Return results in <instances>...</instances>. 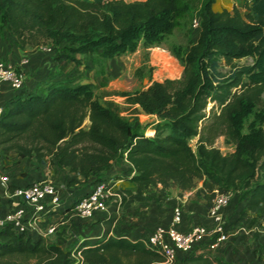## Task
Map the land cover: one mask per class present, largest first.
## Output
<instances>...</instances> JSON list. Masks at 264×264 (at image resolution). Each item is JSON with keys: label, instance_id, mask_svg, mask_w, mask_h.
Wrapping results in <instances>:
<instances>
[{"label": "trees", "instance_id": "1", "mask_svg": "<svg viewBox=\"0 0 264 264\" xmlns=\"http://www.w3.org/2000/svg\"><path fill=\"white\" fill-rule=\"evenodd\" d=\"M191 0H0V20L20 45L46 42L77 62L75 53L100 50L111 57L133 50L142 34L146 42L181 24ZM200 29L196 41L176 55L183 64L179 78L154 80L146 88L118 92L131 104L156 116L153 132L140 131L137 117L121 113L112 98L98 99L90 80H45L36 92L15 94L0 116V149L38 162L53 159L81 175L97 176L113 160L126 158L136 189L118 188L123 207L147 199L146 190L166 193L195 187L205 178L223 190L247 188L245 207L230 222L251 226L264 212V127L241 131V119L261 101L264 76L253 71L264 60V0H252L246 12L232 6L216 10L214 0H196ZM256 55L252 65L236 64ZM220 59L230 67L218 69ZM249 73L251 80L244 78ZM208 102H212L206 111ZM225 135L234 145L224 153L214 142ZM196 136L194 146L189 140ZM211 189V188H209ZM198 187L197 193L205 192ZM205 194V193H204ZM214 192L206 193L208 206ZM152 264L163 256L141 239L104 235L81 240L74 248L0 229V264ZM183 264H231L195 251Z\"/></svg>", "mask_w": 264, "mask_h": 264}, {"label": "crops", "instance_id": "2", "mask_svg": "<svg viewBox=\"0 0 264 264\" xmlns=\"http://www.w3.org/2000/svg\"><path fill=\"white\" fill-rule=\"evenodd\" d=\"M57 51L49 42L37 46H22L12 34L9 33L6 37L5 33L0 32V59L13 61L24 73L26 86L21 94L38 91L45 80L61 82L89 80H82L79 77V74L89 76V72L82 63L70 58H59ZM75 57H78L77 53ZM23 59H26L25 63H21ZM15 94L18 93L9 83H0V105L4 106ZM3 164L9 172L11 187L25 185L35 180L49 179L55 182L59 196L66 205L90 191L98 179L106 180L111 191L107 198L106 210L95 212L88 218L77 219L65 215L62 209H57L43 220L42 225L59 222L58 230L48 235L46 241L59 243L65 248H74L81 240L93 241L108 234L124 236L131 240L142 239L151 228L169 224L175 206L181 208L178 225L182 229L197 223L212 224V219L207 212L208 204L205 196L210 192L205 190V192L197 193V188L208 187L213 190L217 185L205 178L200 179L195 187L182 191L177 187H171L168 192L161 193L154 188H149L145 192L146 200L123 207L120 204L118 188L136 189V184L129 179L134 173V168L124 157L113 160L110 166L97 176L88 177L58 165L53 159L38 162L34 157H20L14 152L4 156ZM238 199L237 194L232 192L231 200L223 208L230 222L245 207V198ZM14 200L19 198L0 196V212L12 207ZM256 213L251 212L254 215ZM67 225H70L72 229L69 230ZM61 228H65L68 233H59ZM202 253L217 256L231 264H264V226L259 227L257 222L251 226L231 223L229 237L216 249L205 248ZM75 260L72 264H85L81 261V256L75 255ZM177 260H179L177 263L174 261L172 264H183L180 262V256ZM161 261H155L152 264H165Z\"/></svg>", "mask_w": 264, "mask_h": 264}, {"label": "built area", "instance_id": "3", "mask_svg": "<svg viewBox=\"0 0 264 264\" xmlns=\"http://www.w3.org/2000/svg\"><path fill=\"white\" fill-rule=\"evenodd\" d=\"M192 25L200 28L198 15L192 18ZM25 62L26 59L21 61ZM2 82L9 83L17 93L25 90L24 73L13 61L0 59V83ZM4 110L5 107L0 105V116ZM3 158L4 154L0 149V196L17 197L19 200H14L12 207L0 212V229L9 225L17 234L24 233L31 239L46 240L59 227V222L42 225L45 217L53 211L62 209L65 215L82 219L107 208V198L111 191L104 179H98L90 191L66 205L59 196L55 182L49 179L11 187L10 175L4 167ZM217 187L213 189L211 204L207 207L212 219L211 225L197 223L186 229L180 228L178 224L181 208L175 206L169 224L151 228L141 239L163 256L162 263L172 264L179 256L193 251L203 252L205 248L214 250L229 237L230 222L226 220L223 208L231 200V192Z\"/></svg>", "mask_w": 264, "mask_h": 264}, {"label": "rangeland", "instance_id": "4", "mask_svg": "<svg viewBox=\"0 0 264 264\" xmlns=\"http://www.w3.org/2000/svg\"><path fill=\"white\" fill-rule=\"evenodd\" d=\"M251 1L214 0L212 7L219 10L224 7L231 8L232 6H238L241 12L245 13ZM197 13L198 3L196 0H191L189 13L181 20L179 27L174 28L171 32L163 33L158 41L155 40L153 42H146L141 34L137 38V43L133 50H126L111 57L103 56L100 50H95L91 53H77V62L82 63L84 68L89 72L88 77L81 74H79V77L82 80L89 79L94 83L93 92L98 99H114L119 104L122 114L130 118L137 117L140 123V131L144 134H150L153 132L151 128L157 119L156 116L145 113L136 104L128 103L126 98L118 92H133L146 88L154 80H163L167 77H181L183 64L176 53L178 51L180 54H183L190 44L196 41L200 28L192 25V18ZM0 32L1 34L5 33L6 37H8L9 33L11 34L7 23L2 20H0ZM56 49L58 50L57 53L61 51L65 52V48L61 44ZM256 58V55H245L236 59L235 62L239 66H248L254 64ZM220 61L218 66L219 71L228 74L230 67L222 59ZM253 71L258 72L261 77L264 76V60ZM244 78L247 81L251 80V76L247 72L244 74ZM211 104L212 102H208L206 106L207 112ZM241 120V131H247L250 126L264 127V91L261 101L251 106ZM195 141L196 136L189 140L192 146H194ZM214 144L224 153H230L234 149V145L225 135L217 136ZM206 190L211 192V189H208V187ZM246 190L247 188L239 182L238 188L228 191L231 192V195L232 192H235L238 198L241 199ZM255 215L258 226L263 227L264 212H257ZM226 220L229 221L228 218ZM67 228L69 230L72 229L70 225H67ZM58 232L61 234L68 233L65 228H61V231L59 230ZM178 261L175 260V263Z\"/></svg>", "mask_w": 264, "mask_h": 264}]
</instances>
